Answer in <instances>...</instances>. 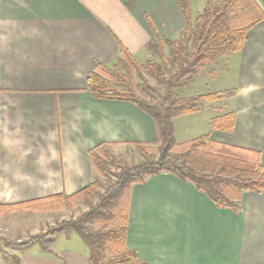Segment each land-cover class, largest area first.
<instances>
[{
	"label": "crops",
	"instance_id": "0c3cea01",
	"mask_svg": "<svg viewBox=\"0 0 264 264\" xmlns=\"http://www.w3.org/2000/svg\"><path fill=\"white\" fill-rule=\"evenodd\" d=\"M255 1L264 16V0ZM198 3L205 0H190L192 19ZM184 25L177 0H0V205L72 196L92 181L94 148L153 143L152 119L132 103L93 98L87 77L112 64L120 48L148 56L153 38L173 39ZM215 68L210 79L223 78V91L237 94L218 101L224 107L213 102L199 136L254 151L264 168V20ZM230 112L231 132L211 127ZM200 113L174 119V135L179 119L194 126ZM238 207L217 208L192 185L153 176L131 188L127 247L146 264H264V192H244ZM51 250L9 256L22 264H92L71 235ZM5 257L0 248V264H9Z\"/></svg>",
	"mask_w": 264,
	"mask_h": 264
},
{
	"label": "trees",
	"instance_id": "16d2710c",
	"mask_svg": "<svg viewBox=\"0 0 264 264\" xmlns=\"http://www.w3.org/2000/svg\"><path fill=\"white\" fill-rule=\"evenodd\" d=\"M185 25L178 36L153 38L146 46L150 58L143 63L120 48L110 65L98 64L87 77V91L93 98L132 103L153 121V143L132 147L141 161L132 163L115 154L112 144H101L89 152L92 181L72 196H53L8 206L0 205V218L6 213H56L82 205L85 210L68 221L48 226L41 234L9 248L27 252L37 245L52 254V244L61 236L78 235L92 264H146L127 247L129 198L131 188L149 178L170 174L192 185L217 208L238 212L244 192H264V168L258 153L213 142L203 134L178 143L173 120L196 114L205 105L230 101L236 90L182 98L177 89L191 85L194 78L218 74V59L239 53L245 36L264 16L255 0H205V7L191 18L190 0H177ZM234 114L211 119V127L231 132ZM9 264H22L16 256L4 258Z\"/></svg>",
	"mask_w": 264,
	"mask_h": 264
},
{
	"label": "rangeland",
	"instance_id": "374dc122",
	"mask_svg": "<svg viewBox=\"0 0 264 264\" xmlns=\"http://www.w3.org/2000/svg\"><path fill=\"white\" fill-rule=\"evenodd\" d=\"M204 7L205 5L203 3L195 4L192 10L193 15L195 16L202 12ZM146 55L147 54H141L137 57L139 63H143L150 58L149 55ZM209 70V68L206 69L204 74L194 78L191 85L177 89L178 95L182 98H186L223 91V88L225 87V84L222 82L223 78L220 77L217 80L212 81L210 79L211 77L206 75ZM213 105H215V103H209L205 105V107L201 110V113L197 115V122L194 126H186L183 123L186 119H179V121H177L175 124V140L178 143H182L199 136L201 133H205L207 129L206 120H208L209 115L212 114V111H210L209 108ZM216 106L219 108L224 107V103L218 102L216 103ZM179 126L186 127L182 130H179ZM111 150L115 154L123 155L128 161L132 163L136 164L141 161L140 156L131 146L113 147ZM83 210H85V208L80 205L79 207L73 206L70 210L64 209L53 214L42 213L37 215L36 213L31 212H15L8 215L5 214L2 221L0 222V248L3 250V254H6L8 257L12 251L15 252V250L9 248V245L12 242H16L17 240L25 242L32 236L43 233L48 226L51 227V225H54L60 221L74 219L77 217L79 212ZM70 235L75 240H79L81 242L77 234L71 233ZM34 247L38 248L37 245Z\"/></svg>",
	"mask_w": 264,
	"mask_h": 264
}]
</instances>
